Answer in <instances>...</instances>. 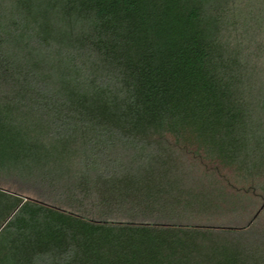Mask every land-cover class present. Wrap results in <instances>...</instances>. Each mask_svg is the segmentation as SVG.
I'll list each match as a JSON object with an SVG mask.
<instances>
[{
  "label": "trees",
  "instance_id": "16d2710c",
  "mask_svg": "<svg viewBox=\"0 0 264 264\" xmlns=\"http://www.w3.org/2000/svg\"><path fill=\"white\" fill-rule=\"evenodd\" d=\"M0 264H264V0H0Z\"/></svg>",
  "mask_w": 264,
  "mask_h": 264
}]
</instances>
